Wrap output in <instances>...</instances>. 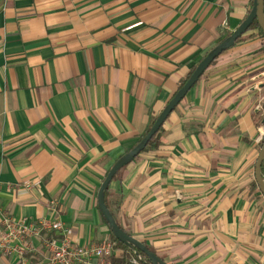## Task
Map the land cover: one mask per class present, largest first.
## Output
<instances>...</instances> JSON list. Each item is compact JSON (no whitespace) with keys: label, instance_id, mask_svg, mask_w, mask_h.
Masks as SVG:
<instances>
[{"label":"crops","instance_id":"0c3cea01","mask_svg":"<svg viewBox=\"0 0 264 264\" xmlns=\"http://www.w3.org/2000/svg\"><path fill=\"white\" fill-rule=\"evenodd\" d=\"M252 7L0 0V222L58 217L79 246L110 239L97 204L108 172ZM263 105L264 38L253 30L111 183L118 224L166 264H264V198L253 187ZM59 236L16 243L21 254L0 253V264H47L43 240Z\"/></svg>","mask_w":264,"mask_h":264},{"label":"water","instance_id":"95a60500","mask_svg":"<svg viewBox=\"0 0 264 264\" xmlns=\"http://www.w3.org/2000/svg\"><path fill=\"white\" fill-rule=\"evenodd\" d=\"M255 21H258L260 29L264 32V0H253V7L246 18V20L240 25V27L232 33V35L222 41L213 50H211L206 57H204L198 64L195 72L186 82V84L176 93V95L168 102L166 107L157 117L155 123L151 127L148 134L139 142L130 152L122 156L110 169L106 178L104 179L97 195L98 208L109 225L110 231L113 236L122 244L132 247L143 253L148 258L150 264H166L160 257L149 250V248L128 234L116 221L114 215L106 204V192L109 190L111 183L117 174L130 163H132L148 146L150 141L156 136V134L163 127L164 123L170 117V115L176 110V108L185 99L188 93L195 87L198 81L202 78L205 72L210 68L213 62L219 58L224 52L233 48L239 38L244 36L252 27ZM264 164V147L259 154V158L256 163V182L261 194L264 197V179L262 177V166Z\"/></svg>","mask_w":264,"mask_h":264},{"label":"built area","instance_id":"2783aa9c","mask_svg":"<svg viewBox=\"0 0 264 264\" xmlns=\"http://www.w3.org/2000/svg\"><path fill=\"white\" fill-rule=\"evenodd\" d=\"M223 26L227 27L228 24L225 22ZM259 141H264V128L260 131ZM31 187V184L24 185L26 190ZM46 232H56L60 235L59 238L43 240L44 249L49 253L47 264H112L110 259L118 252L116 241L111 239L100 244L79 246L72 240L71 231L58 217L49 220H15L13 217L4 216L0 222V253L9 254L16 251L21 254L16 243L42 237Z\"/></svg>","mask_w":264,"mask_h":264},{"label":"trees","instance_id":"16d2710c","mask_svg":"<svg viewBox=\"0 0 264 264\" xmlns=\"http://www.w3.org/2000/svg\"><path fill=\"white\" fill-rule=\"evenodd\" d=\"M253 30H255V31H257L258 32V34L261 36V37H263L264 38V32L260 29V27H259V24H258V21H255L254 22V24L252 25V27L249 29V31H253ZM248 31V32H249ZM232 34L231 33H229V34H227L223 39H222V41H224L225 39H227V38H229L230 36H231ZM242 39V37L241 38H239V40L238 41H240ZM221 41V42H222ZM220 42V43H221ZM209 53V52H208ZM208 53L205 55V57L208 55ZM218 59V58H217ZM216 59V60H217ZM216 60L213 62V64L216 62ZM212 66V65H211ZM196 68H197V66H195V67H193L192 69H191V71H190V74L185 78V79H183L181 82H180V84H179V86H178V89H177V91H176V93L186 84V82L189 80V78L192 76V74L195 72V70H196ZM203 77V76H202ZM176 93L172 96V98L176 95ZM171 98V99H172ZM263 111H264V105H263ZM157 117L158 116H156L155 118H153L152 119V121H151V123H150V125L148 126V128L146 129V131H145V133L142 135V137H141V139H140V141L139 142H141L142 141V139L148 134V132L150 131V129H151V127L153 126V124L155 123V121H156V119H157ZM162 129H163V127L160 129V131L156 134V136L150 141V143L148 144V146H147V148L142 152V153H144L147 149H149L150 147H153L154 145H156L157 144V142H158V137H159V135H160V133H161V131H162ZM138 142V143H139ZM137 143V144H138ZM136 144V145H137ZM135 145V146H136ZM134 146V147H135ZM133 147V148H134ZM263 147H264V141H262V143H261V148L263 149ZM132 148V149H133ZM131 149V150H132ZM130 150V151H131ZM129 151V152H130ZM141 153V154H142ZM140 154V155H141ZM139 155V156H140ZM138 156V157H139ZM137 157V158H138ZM124 169V168H123ZM122 169V170H123ZM122 170L117 174V176L114 178V180H116V179H118L119 178V176H120V174H121V172H122ZM262 177H263V179H264V164H263V166H262ZM253 187H254V189H256L257 190V192L258 193H260V196L262 197V198H264L263 197V195L261 194V192H260V190H259V187H258V185H257V182H255V184L253 185ZM108 194H109V190L106 192V204H107V206H108V208L110 209V207H109V205H108V202H107V197H108ZM113 214V213H112ZM103 217V216H102ZM103 219H104V221L106 222V220H105V218L103 217ZM106 224H107V222H106ZM107 226L109 227V225L107 224ZM110 239L111 240H113V241H116V243H117V250H118V252H116V253H114V255L111 257V263L112 264H150V262H149V260H148V258L146 257V255H144L143 253H138V251L136 250V249H134V248H132V247H129V246H127V245H125V244H122V243H120L114 236H113V234L112 233H110ZM147 246V245H146ZM148 247V246H147ZM149 248V250L150 251H152V249H150V247H148ZM153 252V251H152ZM154 253V252H153ZM139 256L141 257V259H139Z\"/></svg>","mask_w":264,"mask_h":264},{"label":"rangeland","instance_id":"374dc122","mask_svg":"<svg viewBox=\"0 0 264 264\" xmlns=\"http://www.w3.org/2000/svg\"><path fill=\"white\" fill-rule=\"evenodd\" d=\"M262 143V142H261ZM261 150H262V148H261ZM261 150H260V152H261ZM114 181V180H113Z\"/></svg>","mask_w":264,"mask_h":264}]
</instances>
